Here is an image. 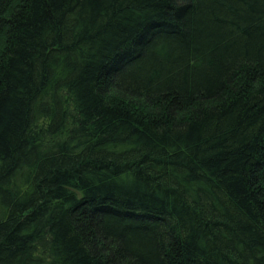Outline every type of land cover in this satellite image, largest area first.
I'll return each instance as SVG.
<instances>
[{
    "label": "trees",
    "instance_id": "obj_1",
    "mask_svg": "<svg viewBox=\"0 0 264 264\" xmlns=\"http://www.w3.org/2000/svg\"><path fill=\"white\" fill-rule=\"evenodd\" d=\"M0 264H264V0H0Z\"/></svg>",
    "mask_w": 264,
    "mask_h": 264
}]
</instances>
